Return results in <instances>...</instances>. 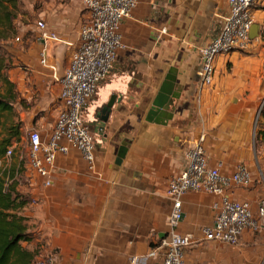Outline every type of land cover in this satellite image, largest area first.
<instances>
[{"label":"crops","instance_id":"1","mask_svg":"<svg viewBox=\"0 0 264 264\" xmlns=\"http://www.w3.org/2000/svg\"><path fill=\"white\" fill-rule=\"evenodd\" d=\"M136 1L133 19L124 20L120 29L125 49L88 116L90 122L111 96L120 97L103 134L94 133L101 177L90 176L81 157L71 153L59 159L51 187L44 188L36 177L19 187L29 199L21 214L29 228L35 224L34 239L26 247L52 264H127L131 257L140 264H158L146 260V254L167 231L172 206L167 184L183 168L185 151L196 144L202 126L209 163L222 162L223 174L245 164L255 179L252 188L229 190L230 197L248 202L255 212L264 196V144L255 142L264 103V7L253 9L258 38L218 59L214 84L199 100L202 123L197 114L198 53L218 35L228 13L226 1ZM82 5V0L47 3L42 12L41 22L60 40L46 44L55 71L58 63L65 69L69 58L64 61L63 54L70 57L75 49L87 17ZM37 37L36 25L25 26L4 47L10 56L8 77L24 100L15 108L25 135L29 130L50 133L61 108L53 71L39 63L42 43ZM123 144L127 149L120 159ZM216 200L204 193L182 198L177 231L193 240L185 251L186 264H258L264 256V229L246 231L234 248L203 240Z\"/></svg>","mask_w":264,"mask_h":264},{"label":"built area","instance_id":"2","mask_svg":"<svg viewBox=\"0 0 264 264\" xmlns=\"http://www.w3.org/2000/svg\"><path fill=\"white\" fill-rule=\"evenodd\" d=\"M225 1L228 13L222 17L218 35L202 46L198 53L197 114L202 123L199 100L202 91L214 84L218 59L248 46L249 32L254 24L253 9L264 7V0ZM82 4L87 17L78 29L77 43L62 78L56 77L55 68L48 64L46 53V44L60 42L59 38L47 31L45 23L38 21L35 24L37 38L42 43L39 63L41 66H50L60 87L58 100L61 108L50 133L42 135L36 130H29L26 134L28 166L44 188L52 186L59 159L71 153L78 154L85 167L98 178L101 177L97 164L96 136L88 129V116L100 86L113 69L118 53L125 49L120 29L124 20L133 19L137 1L82 0ZM20 41V38L14 39V42ZM202 127L196 144L185 151L183 168L168 181L165 195L172 206L167 231L165 237L146 254L148 261L186 264L185 251L191 247L193 240L190 235H180L177 228L183 216L182 198L187 193H204L217 198L212 205L214 220L202 229V238L206 242L234 248L239 245L246 231L264 229V196L253 212L248 202L238 201L228 194L231 189L252 188L255 179L251 170L247 165L239 164L231 174H223L222 162L210 164L205 151L206 131ZM11 153L10 147L5 158L10 157ZM162 248H167V254L159 253ZM34 264H52V260L39 258ZM127 264L140 263L137 257H131Z\"/></svg>","mask_w":264,"mask_h":264},{"label":"trees","instance_id":"3","mask_svg":"<svg viewBox=\"0 0 264 264\" xmlns=\"http://www.w3.org/2000/svg\"><path fill=\"white\" fill-rule=\"evenodd\" d=\"M18 4L19 0H0V42L3 49L6 42L13 39L19 30L15 24ZM6 54L8 53L4 50L3 55L0 54V80L3 87L0 90V160L5 158L13 139L19 137L22 122L15 106L24 104L8 77L10 56ZM13 113L18 117L19 122L16 124L11 120ZM255 142L264 144V103L258 113ZM18 175L16 164L5 167L0 172V264H34L37 258L36 250L30 251L26 247L34 236L29 231L27 218L21 214L29 199L19 190Z\"/></svg>","mask_w":264,"mask_h":264},{"label":"rangeland","instance_id":"4","mask_svg":"<svg viewBox=\"0 0 264 264\" xmlns=\"http://www.w3.org/2000/svg\"><path fill=\"white\" fill-rule=\"evenodd\" d=\"M59 1H62L63 3H65V1H68V0H19L17 12H16L17 18L15 20L16 21V23H15L16 27H18L20 30L22 27H25V26H35V24L38 21H41L40 18H41L42 12L45 10V7L47 6V3H56V2L58 3ZM77 2L79 4V1H77ZM83 9H84V7H83ZM82 13L85 14V16L87 14L85 9H84V11L82 10ZM85 19H83L82 21L84 22ZM6 44H7V42H6ZM3 50L6 53H8L5 50V48L4 49L2 48V44L0 42V54H2V55H3ZM8 54H6V55H8ZM70 55H71V53H70ZM5 58H7V57H5ZM66 58L67 59L69 58L68 54L64 53L63 54V60L64 61L67 60ZM7 64H8V62H7ZM9 66H10V62L8 64V68H9ZM225 67L228 68L229 64H226ZM2 89H3V87H2L1 80H0V90H2ZM40 116H41V114L39 115V117ZM3 119H5V115H4ZM92 119H93V117H92ZM11 120H12L13 124H16L17 122H19L16 113L12 114ZM19 120H20V117H19ZM21 125H22V127L20 128V131H19V137L17 139H13V143L11 146L12 153H11L10 157L4 158L3 160H0V172L3 171L5 169V167H9L10 165L16 164V166H18V174H19L17 176L18 184L21 186V188H23V187L25 188V187H27L28 184H30L29 180H31V179L33 180L34 177H36V176L32 173V171L30 170V168L28 166V143L26 140V135L23 132V128H24L23 122L21 123ZM95 139H97V138L95 137ZM258 143L259 144H256V145H259V147H260L262 144L260 142H258ZM86 172L90 176L98 179L97 175L90 172L87 168H86ZM33 227H35L34 223L32 225V228ZM32 228H29V229L31 230ZM31 232H32V230H31ZM221 246L228 247L225 245H221ZM228 248H231V247H228ZM39 258H41V257H38L36 259H39ZM243 260H246V258H243ZM258 264H264V256L260 260H258Z\"/></svg>","mask_w":264,"mask_h":264},{"label":"water","instance_id":"5","mask_svg":"<svg viewBox=\"0 0 264 264\" xmlns=\"http://www.w3.org/2000/svg\"><path fill=\"white\" fill-rule=\"evenodd\" d=\"M258 36H259V26L253 25L249 32V39L254 40L258 38ZM58 64H57L56 77L59 79L63 77V67L60 66L61 63H58ZM120 101H121L120 97L118 98L117 96L114 95V96H111V98L105 105L99 108V113L96 116V120L99 121V128L95 129L94 131L95 134H97L98 136H101L103 134L105 125L109 120L112 107L115 105V103H119ZM126 149H127V145L125 144H123L122 147L119 149L118 157L120 159H122L125 156ZM167 252H168L167 248H162L159 250V253L161 255L167 254Z\"/></svg>","mask_w":264,"mask_h":264},{"label":"flooded vegetation","instance_id":"6","mask_svg":"<svg viewBox=\"0 0 264 264\" xmlns=\"http://www.w3.org/2000/svg\"><path fill=\"white\" fill-rule=\"evenodd\" d=\"M98 113H99V110H97V111L95 112V115H94V117H93V120H91V121L89 122L90 124H88V129H89L92 133H94L95 129H98V128H99V121L96 120V116H97Z\"/></svg>","mask_w":264,"mask_h":264}]
</instances>
